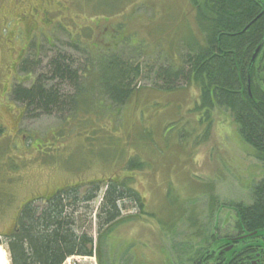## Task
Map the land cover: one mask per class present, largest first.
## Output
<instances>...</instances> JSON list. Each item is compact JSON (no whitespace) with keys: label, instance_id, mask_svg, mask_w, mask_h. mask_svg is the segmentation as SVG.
<instances>
[{"label":"rangeland","instance_id":"1","mask_svg":"<svg viewBox=\"0 0 264 264\" xmlns=\"http://www.w3.org/2000/svg\"><path fill=\"white\" fill-rule=\"evenodd\" d=\"M245 1L256 8L246 15L244 30L264 7ZM203 5L204 0H0V233L12 230L18 209L34 197L76 183L84 184V192L92 187L89 181L125 179L143 197L147 214L126 201L123 218L103 234L92 256L65 264H223L229 255L240 261L255 257L250 240L235 244L244 233L237 207L253 204L264 164L227 107H211L197 87L180 80L169 90L158 77L206 42L198 22ZM111 56L138 68L132 79L136 93L124 106L99 84ZM56 58L77 72V83L53 78ZM257 61L255 82L264 90V54ZM112 74L118 73L107 69ZM37 79L68 96L83 88L93 102L77 111L25 113L12 90ZM133 162L139 167L131 168ZM101 197L92 202L95 210L84 225L97 240ZM246 249L252 254H242Z\"/></svg>","mask_w":264,"mask_h":264},{"label":"trees","instance_id":"2","mask_svg":"<svg viewBox=\"0 0 264 264\" xmlns=\"http://www.w3.org/2000/svg\"><path fill=\"white\" fill-rule=\"evenodd\" d=\"M245 4V0H236L233 4L226 0H204L198 22L207 34L206 42L188 54L183 65L161 71L158 77L166 81L169 90L178 88L176 83L180 80L197 87L211 107L216 103L227 107L238 124L240 135L254 147L257 158L264 164V90L255 82L257 59L264 54V46L251 62L256 47L264 39L261 34L264 25L256 27L258 23H252L244 30L246 15L250 16L256 8L254 5L248 8ZM51 67L56 81L77 83V72L72 71L64 59H54ZM104 69L106 76H98L99 84L113 103L124 106L136 93L132 79L138 68L111 56L104 62L101 70ZM107 69L118 74L108 77ZM59 88L37 79L31 86L15 85L13 98L25 103L26 112L32 108L44 113L54 109L77 111L79 107L89 108L88 102H93V98L80 91L83 88L73 96L62 93ZM130 166L136 168L138 165L133 162ZM88 184L92 187L88 186L84 192L80 191L84 187L82 183L58 188L47 196L30 199L18 209L13 229L0 233L6 239L0 243L6 247L11 264H63L73 255H92L94 236L84 225L95 210L92 202L98 194L102 195L97 208L99 247L103 234L111 233L113 224L123 218L122 207L126 201L134 200L141 214H147L143 197L128 180L109 178L106 182L97 180ZM252 192L253 204L237 207L240 225L249 232L264 230V177ZM37 200L42 201L41 206L35 204ZM242 254L251 255L252 251L246 249ZM227 258L230 259H225L223 264H250V261H240L239 256L236 260L232 255Z\"/></svg>","mask_w":264,"mask_h":264},{"label":"flooded vegetation","instance_id":"3","mask_svg":"<svg viewBox=\"0 0 264 264\" xmlns=\"http://www.w3.org/2000/svg\"><path fill=\"white\" fill-rule=\"evenodd\" d=\"M248 2H250V4L258 3V8L260 9V6L261 7L263 6L264 0H248ZM197 6H199V5H197ZM199 9H200V7H199ZM253 20L255 21L254 23H259V24L264 25V7L261 8V10L258 13V15L256 16V18ZM114 31L116 32L115 29H114ZM262 32L264 33V26H263ZM110 35H112L114 37L116 42L119 40V38L117 37V33L113 32V33H110ZM247 240L251 241V243H249L247 245V246H249L248 249H253V251L256 250L255 251V257H253L255 259H253V258L250 259V264H264V231L262 232V234H258V236L249 237Z\"/></svg>","mask_w":264,"mask_h":264},{"label":"bare ground","instance_id":"4","mask_svg":"<svg viewBox=\"0 0 264 264\" xmlns=\"http://www.w3.org/2000/svg\"><path fill=\"white\" fill-rule=\"evenodd\" d=\"M68 260H69V257L66 259V261ZM0 264H10L8 253L2 245H0Z\"/></svg>","mask_w":264,"mask_h":264},{"label":"water","instance_id":"5","mask_svg":"<svg viewBox=\"0 0 264 264\" xmlns=\"http://www.w3.org/2000/svg\"><path fill=\"white\" fill-rule=\"evenodd\" d=\"M261 47H262V44H260L259 47L256 49V51H255V53L253 55V58H252V62L255 60V58H256L258 52L260 51ZM251 66H252V64H251ZM251 66H250V68H251ZM249 91H250V84H249ZM230 249L231 248H229L228 250H230Z\"/></svg>","mask_w":264,"mask_h":264},{"label":"built area","instance_id":"6","mask_svg":"<svg viewBox=\"0 0 264 264\" xmlns=\"http://www.w3.org/2000/svg\"><path fill=\"white\" fill-rule=\"evenodd\" d=\"M69 261V260H68ZM68 264H70L69 262H68Z\"/></svg>","mask_w":264,"mask_h":264}]
</instances>
